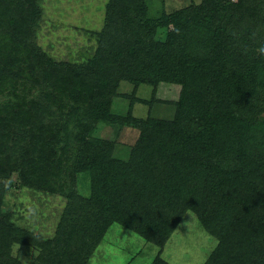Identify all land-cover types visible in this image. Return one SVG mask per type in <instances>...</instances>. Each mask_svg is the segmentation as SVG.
Here are the masks:
<instances>
[{
    "label": "trees",
    "instance_id": "obj_1",
    "mask_svg": "<svg viewBox=\"0 0 264 264\" xmlns=\"http://www.w3.org/2000/svg\"><path fill=\"white\" fill-rule=\"evenodd\" d=\"M42 13L38 0H0V264H21L18 244L39 250L32 264H89L114 224L160 248L152 264H172L163 250L189 212L218 241L204 264H264V0L160 17L147 0H109L83 64L38 44ZM161 84L181 87L174 118L136 117ZM142 85L152 100L137 97ZM101 123L140 132L128 160L95 137ZM18 186L69 200L53 238L16 224L5 199Z\"/></svg>",
    "mask_w": 264,
    "mask_h": 264
},
{
    "label": "rangeland",
    "instance_id": "obj_2",
    "mask_svg": "<svg viewBox=\"0 0 264 264\" xmlns=\"http://www.w3.org/2000/svg\"><path fill=\"white\" fill-rule=\"evenodd\" d=\"M108 2L109 0H38L43 9L42 17L36 20L38 44L57 62H88L98 50L97 35L104 29ZM147 2L150 16L160 17L164 11L172 13L193 4L200 5L202 0ZM166 36L167 31L160 30L157 39L165 40ZM134 89L130 83L123 82L119 91L131 95ZM180 91L181 87L178 85L161 84L156 90L157 100L152 106L137 103L135 116L172 120L176 113L172 103L179 98ZM153 94L152 86L142 85L136 95L139 99L150 101ZM130 102L127 97H117L113 109L118 114L126 115ZM139 134L140 132L133 128L101 123L95 137L109 141L113 145L116 158L128 160ZM77 188L81 195L90 196L89 174L82 173L78 176ZM5 200L20 228L33 231L46 239L56 235L70 204L65 196L37 192L20 186L10 190ZM181 222H184L186 227L177 228L163 250V258L172 264H204L218 241L205 232L194 213H187ZM16 249L17 246L14 248V254L18 256ZM159 252L160 248L157 246L121 225L114 224L89 264H152ZM18 253L28 264H32L39 250L20 246Z\"/></svg>",
    "mask_w": 264,
    "mask_h": 264
},
{
    "label": "clouds",
    "instance_id": "obj_3",
    "mask_svg": "<svg viewBox=\"0 0 264 264\" xmlns=\"http://www.w3.org/2000/svg\"><path fill=\"white\" fill-rule=\"evenodd\" d=\"M185 227H186V225H185L184 222H181L180 224L177 225V228H178V229H182V228H185ZM19 248H20V245L18 244V245H17V249H16V251H17V254H18V256H19V259H20L21 264H28V261L23 260V258L20 257V255H19V253H18V249H19Z\"/></svg>",
    "mask_w": 264,
    "mask_h": 264
}]
</instances>
